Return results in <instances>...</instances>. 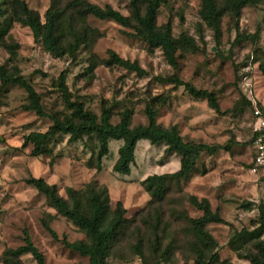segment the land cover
<instances>
[{
	"label": "rangeland",
	"instance_id": "374dc122",
	"mask_svg": "<svg viewBox=\"0 0 264 264\" xmlns=\"http://www.w3.org/2000/svg\"><path fill=\"white\" fill-rule=\"evenodd\" d=\"M19 1L22 0H0V22L13 13ZM24 1L44 22L52 0ZM88 1L130 14V0ZM217 1L224 5L225 0ZM201 9V0H164L159 10L158 25L170 22L174 37L187 34L195 39L198 48L194 52L178 51L176 66L167 61L161 49L133 35V28L111 19L92 15L86 18L85 23L96 32L79 49L75 60L54 57L35 40L30 27L13 23L6 43L18 45L17 56L13 57L1 44L0 66L9 71L20 69L40 94L49 116L39 117L24 109L29 100L22 87L9 84L0 89V264H5L2 256L6 249L25 245L26 232L47 264H89L88 256L64 243V239L84 240L85 233L59 215L46 196L26 182L30 177L56 184L65 198L68 187L85 189L92 184L99 190L107 188L113 206L122 201L130 222L120 232L109 264H154L167 249L169 256L161 264H196V237L190 218L201 217L203 211L191 203L192 195L207 198L212 210L225 220L207 225L217 243L216 264H251L246 258L247 248L258 239L264 240L260 226L264 171L253 174L250 170L254 118L243 96L247 93L264 104V1L245 6L238 20L230 12L225 13L219 38L204 23ZM110 50L137 61L147 73L139 75L118 65H107ZM244 65H252L253 70L246 80H240ZM63 72L72 101L84 102L86 109L98 115L103 106L112 108L115 124L125 109L133 111L132 127L147 124V106L151 103L158 112L159 124L177 125L186 140L223 148L214 154L202 153L191 178L170 180L166 197L152 205H148L151 195L143 181L150 175L173 173L175 160L181 159L166 151V143L153 145L140 140L130 174L113 169L123 140H111L110 151L101 161L94 135L75 142L61 135L51 142L50 154L34 156L32 145L22 147L24 137L33 131H47L53 123L52 115L61 118L70 112L58 87ZM174 74L198 89L214 92L218 110L207 99L192 96L183 85L157 80ZM154 97H159L156 104L152 103ZM43 219H49L57 237L45 228ZM139 239L144 241L145 258L134 247ZM21 260L22 264H38L31 253L22 255Z\"/></svg>",
	"mask_w": 264,
	"mask_h": 264
},
{
	"label": "trees",
	"instance_id": "16d2710c",
	"mask_svg": "<svg viewBox=\"0 0 264 264\" xmlns=\"http://www.w3.org/2000/svg\"><path fill=\"white\" fill-rule=\"evenodd\" d=\"M264 0H225L224 5H219L217 0H201V17L204 23L214 31L217 38L222 33V17L230 12L236 20L241 16L245 6L258 5ZM164 0H130V14L125 15L113 7L107 5L101 7L88 0H52L43 22L40 14L29 8L24 0L19 1L18 7L13 13L0 22V45L4 44L13 57L17 56V44L6 43V36L14 22L30 27L37 42L56 58L70 57L75 60L79 49L87 45L95 34V30L89 27L85 21L89 15L99 19H111L123 27L133 28V35L144 40L149 46L159 48L171 65H177V52H194L198 50L195 39L187 34L174 37L170 22L158 25V14ZM107 65H118L127 70L135 71L139 75L147 72L137 61H130L119 56L115 51H109V58L105 60ZM94 64L91 69H93ZM243 67V66H242ZM250 67L245 73L243 69ZM240 71V80L244 76H250L252 65H244ZM158 81H168L176 86L183 85L195 98L207 99L210 106L218 110L216 94L208 90L198 89L190 82L183 81L177 75L170 77H158ZM0 89L3 90L9 84L22 87L28 96V104L24 105L27 111H34L39 117H47L42 104V98L33 84L20 74V69L14 67L9 71L6 66H0ZM69 114L65 117L52 115L53 123L47 131H33L24 137L23 148L33 146L32 155L40 156L52 152L51 142L59 136H69L70 142L82 140L86 136L96 137L97 157L101 161L110 151V141L123 140L119 148V158L114 164V171L121 174H130L131 166L135 162V151L140 140H148L157 145L166 143V151L178 154L181 157L180 169L173 173L154 174L143 181V186L151 195L148 205L162 201L170 190L168 182L172 179L189 180L196 170L197 162L204 152L216 153L223 147L202 142L186 140L177 125L165 127L157 122V110L150 103L147 106L148 123L131 126L133 111L125 109L120 115L118 123L112 122V108L103 106L98 115L92 110L86 109L84 102L72 101L66 84V73L60 76L58 84ZM244 99L252 107L251 99L244 93ZM152 103H157L159 97H154ZM164 103V100L163 102ZM100 166L98 170L100 171ZM40 193L46 196L51 207L61 216L68 218L82 230L86 239L64 243L72 250L89 257V264H109V256L115 248L120 232L129 224L126 217L127 209L122 201L118 200L113 206L107 188L99 190L96 186L88 185L85 189L67 188L68 197L59 193L56 184L48 183L42 177H30L26 180ZM191 203L203 211L199 218H190L192 230L196 237L193 243L194 252L197 255L196 264H216L219 255L214 252L216 240L207 229L210 223H224L225 220L218 211H213L207 198L199 199L190 197ZM52 215H50L51 217ZM54 217V216H52ZM261 227L264 229V210L260 217ZM45 228L54 236L56 232L51 228L49 219H43ZM159 226V222L156 223ZM156 230V239L160 242ZM136 252L145 258L144 241L139 239L134 245ZM158 247V246H157ZM169 248V247H167ZM166 248V249H167ZM169 250H165L154 264L161 262L169 256ZM31 253L38 264H47L45 256L35 246L30 235L26 232L25 245L18 248H8L4 251L2 261L5 264H22L21 256ZM246 258L251 264H264V240L254 241L246 250ZM150 264V263H148Z\"/></svg>",
	"mask_w": 264,
	"mask_h": 264
},
{
	"label": "built area",
	"instance_id": "2783aa9c",
	"mask_svg": "<svg viewBox=\"0 0 264 264\" xmlns=\"http://www.w3.org/2000/svg\"><path fill=\"white\" fill-rule=\"evenodd\" d=\"M250 67L244 70H249ZM248 76L242 77V80H246ZM246 95L252 101V114L254 118V157L251 165V172L258 174L264 171V105H261L259 101L251 98L247 93Z\"/></svg>",
	"mask_w": 264,
	"mask_h": 264
},
{
	"label": "crops",
	"instance_id": "0c3cea01",
	"mask_svg": "<svg viewBox=\"0 0 264 264\" xmlns=\"http://www.w3.org/2000/svg\"><path fill=\"white\" fill-rule=\"evenodd\" d=\"M261 105H264V104L261 103ZM180 166H181V159L177 158V159L175 160V166H174L175 170H174V172L177 171V170H179V169H180ZM169 170H170V169H169ZM169 170H167V171H169Z\"/></svg>",
	"mask_w": 264,
	"mask_h": 264
}]
</instances>
